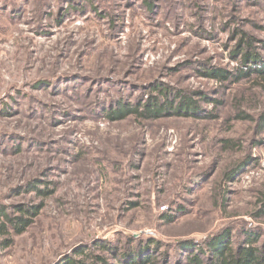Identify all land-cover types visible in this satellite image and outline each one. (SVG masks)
I'll return each mask as SVG.
<instances>
[{
  "label": "rangeland",
  "instance_id": "obj_1",
  "mask_svg": "<svg viewBox=\"0 0 264 264\" xmlns=\"http://www.w3.org/2000/svg\"><path fill=\"white\" fill-rule=\"evenodd\" d=\"M262 77L264 0H0V214L37 209L0 233V264H186L184 242L226 232L264 245ZM156 88L200 112L105 118Z\"/></svg>",
  "mask_w": 264,
  "mask_h": 264
},
{
  "label": "trees",
  "instance_id": "obj_2",
  "mask_svg": "<svg viewBox=\"0 0 264 264\" xmlns=\"http://www.w3.org/2000/svg\"><path fill=\"white\" fill-rule=\"evenodd\" d=\"M246 46L243 48V52L241 51L240 53L241 63L244 66L246 65V67H249L248 64L252 65L253 63L257 65L259 58L250 52H246V49L251 48V43H246ZM203 75L219 81H227L230 78V75L222 70H211L204 72ZM243 75H247V73L241 74L240 77ZM262 79L264 80V77ZM155 91L161 95V98H151L144 103L136 104L120 102L115 108L105 110V118L112 122L122 121L129 117H134L141 121H152L169 117L188 118L200 112L197 102L185 93H171L168 89L159 88H156ZM259 125L264 129V116H261ZM36 211L37 209L26 210L25 208L17 207L16 216L1 213L0 233H8L13 236L23 234L33 224V218L37 215ZM263 213L261 212L260 215ZM258 243L259 238L257 236L246 233L244 234L243 242L238 247L233 248L226 232L218 235L202 247L194 246L191 242H184L181 246L187 257L186 264H264V245L258 246ZM140 255L137 252L130 261L135 260L140 264L152 263L153 259L148 254L146 256V254L140 253ZM62 264L81 263L67 260L62 262Z\"/></svg>",
  "mask_w": 264,
  "mask_h": 264
}]
</instances>
